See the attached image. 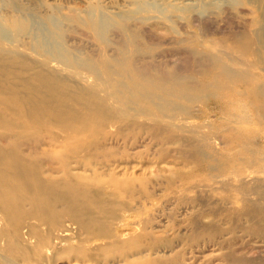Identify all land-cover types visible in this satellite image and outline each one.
Masks as SVG:
<instances>
[{
    "label": "rangeland",
    "instance_id": "rangeland-1",
    "mask_svg": "<svg viewBox=\"0 0 264 264\" xmlns=\"http://www.w3.org/2000/svg\"><path fill=\"white\" fill-rule=\"evenodd\" d=\"M0 168V264H263L264 0H0Z\"/></svg>",
    "mask_w": 264,
    "mask_h": 264
},
{
    "label": "bare ground",
    "instance_id": "bare-ground-1",
    "mask_svg": "<svg viewBox=\"0 0 264 264\" xmlns=\"http://www.w3.org/2000/svg\"><path fill=\"white\" fill-rule=\"evenodd\" d=\"M256 25L258 26V21H256ZM259 33L260 34H263V31H262V28L260 27L259 29ZM225 77L227 78H231V77H234L233 75H231L230 72L228 71H225ZM231 76V77H230ZM235 77H243V74H240V75H236ZM158 78V77H157ZM161 80H164L163 77H161ZM167 80V79H166ZM185 87H179V86H174L171 87V90L173 91L174 94H176L175 92H181L184 90ZM176 89V90H175ZM259 89H260V86H259ZM200 91V89H199ZM173 96V95H172ZM175 96V95H174ZM140 110V111H139ZM139 113L141 112V109H139ZM137 111V112H138ZM141 114V113H140ZM159 129V128H158ZM66 145V143L64 144ZM54 158V156H53ZM19 166L16 167L15 166V171L17 172V174L19 175H23V172H28L27 171V168H26V163L24 162V160L20 157L19 158ZM250 164H252L251 161H249ZM77 165V164H76ZM59 172L63 173V171L59 170ZM71 176H75V173L73 174H70ZM235 177H234V180H233V183H234V186H235V190L237 192L236 195H234V198H237L238 195H242V196H249V195H252V196H256L259 198V201L260 202H264V188L263 189H260L259 187H256V181L253 180V178L251 177L250 173L248 171L246 172H236L235 174ZM38 177V181H44V182H47V180L42 177V176H37ZM13 179V178H12ZM247 179H250L247 181ZM3 180V187L1 189V193H0V202L3 203V205H5V202L12 199L13 198V195L8 191V188L6 187V178L3 174V171L2 169L0 168V181ZM134 179L131 178L130 180H128L127 184L125 185V190H129L131 191V182L133 181ZM232 180V179H231ZM230 181V179H229ZM258 182V181H257ZM40 185H45V184H40ZM122 186L119 185V183H115V186H113V189L114 190H118L119 188H121ZM134 188V187H133ZM35 189L32 187V190L28 192V195L30 197H32V191H34ZM122 190V189H121ZM119 190V191H121ZM37 191V190H36ZM225 191V190H224ZM254 200V199H253ZM258 200V199H257ZM256 201V200H255ZM56 202H60V201H55L51 204H49L48 208H49V211H54L55 210V203ZM65 202V205L67 206V208L65 210H63V214L65 215H69L68 220L71 224H74V225H78V224H82V223H93V219L90 217L89 219L87 220H83L79 215L77 214H74V210L75 209H79V205L78 204H75V203H71L70 200H64ZM258 204L260 205V203L258 202ZM264 208V207H263ZM262 208V206L260 205L259 207H251V205H247V204H243L241 203V206H240V213L243 217H255L256 215H261L263 216L264 215V209ZM240 215V216H241ZM253 220V218H251ZM250 219V220H251ZM251 220V222H252ZM249 221V220H248ZM264 221V220H263ZM250 222V221H249ZM256 222V221H255ZM259 222V221H258ZM0 224H1V219H0ZM250 225V224H249ZM261 228V227H260ZM258 229V228H257ZM258 230H262V229H258ZM214 231V230H213ZM216 231V230H215ZM257 231V230H256ZM213 234V233H212ZM13 237L14 238H17V240H21V241H25L27 240V232L26 231H15L14 234H13ZM3 247V244L0 243V252L2 250ZM48 253H54V252H57L58 253V250H59V247L58 246H49L45 249ZM50 251H54V252H50ZM26 253H30V252H26ZM12 255L14 253H11ZM28 257V255H25ZM81 256L83 259L87 260V263L90 264L92 262V254L91 252H87V251H83L81 253ZM1 260V259H0ZM264 262V260H263ZM232 263V262H231ZM135 264H142L141 262L140 263H135ZM243 264V263H241ZM264 264V263H263Z\"/></svg>",
    "mask_w": 264,
    "mask_h": 264
}]
</instances>
